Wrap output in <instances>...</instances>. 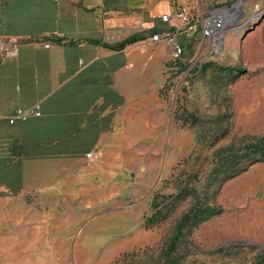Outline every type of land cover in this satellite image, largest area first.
I'll return each mask as SVG.
<instances>
[{
    "label": "rangeland",
    "instance_id": "374dc122",
    "mask_svg": "<svg viewBox=\"0 0 264 264\" xmlns=\"http://www.w3.org/2000/svg\"><path fill=\"white\" fill-rule=\"evenodd\" d=\"M237 1L186 4L197 10ZM236 14L223 50L201 53L204 68L193 80L172 85V57L152 69V100L158 95L164 119L141 134L139 147L125 148L124 160L109 159L96 175L61 189L60 230H12L22 220L0 211V263L158 264L182 217L207 206L213 212L181 242L180 264H264V161L233 177L214 171L264 141V0H246Z\"/></svg>",
    "mask_w": 264,
    "mask_h": 264
},
{
    "label": "crops",
    "instance_id": "0c3cea01",
    "mask_svg": "<svg viewBox=\"0 0 264 264\" xmlns=\"http://www.w3.org/2000/svg\"><path fill=\"white\" fill-rule=\"evenodd\" d=\"M186 1L1 0L0 211L22 220L12 230H60L61 189L124 160L164 119L152 69L173 47L151 35ZM20 110L40 115L11 123Z\"/></svg>",
    "mask_w": 264,
    "mask_h": 264
},
{
    "label": "built area",
    "instance_id": "2783aa9c",
    "mask_svg": "<svg viewBox=\"0 0 264 264\" xmlns=\"http://www.w3.org/2000/svg\"><path fill=\"white\" fill-rule=\"evenodd\" d=\"M227 9L231 8H209L194 17L188 6L175 2L167 13L161 15L163 27L153 32L151 39L153 42L166 41L173 47V58L177 63V76L172 84L174 87L183 80H193L201 73L205 64L201 53L205 51L216 57L223 50L227 25L222 13ZM181 39L185 42H181ZM194 50L195 55L188 57ZM172 92L174 94V90ZM31 114L39 116L40 112L20 110L10 122L26 119ZM90 155L87 154L88 157Z\"/></svg>",
    "mask_w": 264,
    "mask_h": 264
},
{
    "label": "trees",
    "instance_id": "16d2710c",
    "mask_svg": "<svg viewBox=\"0 0 264 264\" xmlns=\"http://www.w3.org/2000/svg\"><path fill=\"white\" fill-rule=\"evenodd\" d=\"M136 41H138V37L133 36L128 38L124 44L127 45ZM243 158L248 161V164L242 166L240 165V161ZM262 161H264V141L250 144L248 145V148L243 150V152L229 156L227 162H223L220 166H218L219 170L216 168L214 171H216L215 173L217 176H223L224 172L225 174L229 173L227 176L233 177L245 172L251 165ZM152 208H158V206L153 204ZM159 212L160 211H157L152 216V218L147 219V222L149 224L154 223L157 220V214ZM212 212L213 211H211L209 207L205 206L204 208H198V210L192 209L190 212L185 214L176 227L175 233L171 238L164 254V259L158 264H180L181 258L177 254L179 252L182 240L188 235L194 225L200 223L204 218H206L207 215H210Z\"/></svg>",
    "mask_w": 264,
    "mask_h": 264
},
{
    "label": "bare ground",
    "instance_id": "6f19581e",
    "mask_svg": "<svg viewBox=\"0 0 264 264\" xmlns=\"http://www.w3.org/2000/svg\"><path fill=\"white\" fill-rule=\"evenodd\" d=\"M245 1L246 0H241L236 6L232 7L231 9H227L222 13L224 21H225L224 23L226 25L229 23V21L231 20L233 16L235 17L236 15H239L236 13L242 12V8L244 6Z\"/></svg>",
    "mask_w": 264,
    "mask_h": 264
},
{
    "label": "water",
    "instance_id": "95a60500",
    "mask_svg": "<svg viewBox=\"0 0 264 264\" xmlns=\"http://www.w3.org/2000/svg\"><path fill=\"white\" fill-rule=\"evenodd\" d=\"M240 1H241V0H238L237 3H236L234 6H236ZM234 6H231L230 8H232V7H234ZM256 25H257V24H254V25L252 26V29L249 30V32L252 31V30L256 27Z\"/></svg>",
    "mask_w": 264,
    "mask_h": 264
}]
</instances>
